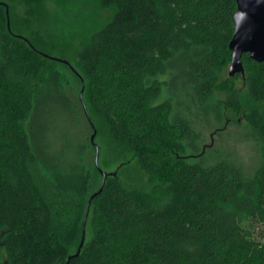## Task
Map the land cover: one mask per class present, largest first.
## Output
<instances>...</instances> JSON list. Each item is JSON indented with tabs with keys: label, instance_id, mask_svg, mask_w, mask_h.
<instances>
[{
	"label": "trees",
	"instance_id": "16d2710c",
	"mask_svg": "<svg viewBox=\"0 0 264 264\" xmlns=\"http://www.w3.org/2000/svg\"><path fill=\"white\" fill-rule=\"evenodd\" d=\"M101 3L116 13L80 70L9 30L0 5V264H264V111L236 101L232 123L218 98L240 80L264 104V62L244 54L245 74L227 73L236 0ZM83 83L86 108L165 189L106 172L77 255L103 181Z\"/></svg>",
	"mask_w": 264,
	"mask_h": 264
},
{
	"label": "rangeland",
	"instance_id": "374dc122",
	"mask_svg": "<svg viewBox=\"0 0 264 264\" xmlns=\"http://www.w3.org/2000/svg\"><path fill=\"white\" fill-rule=\"evenodd\" d=\"M0 5L6 12L9 30L21 33L20 37L24 36L36 42L47 57L69 61L77 70H80L77 58L79 51L116 13L114 6H104L101 0H42L39 3L30 0H0ZM25 80L32 81L29 76H25ZM237 85L235 93L218 94L224 112L232 123L240 120L232 107L236 101L239 102L243 114L254 108L264 111V104L256 105L249 99L240 80ZM87 111L96 129L95 143L100 150L99 166L102 171L117 173L122 185L128 190H138L147 194L153 193L156 189L163 191L165 185L153 184L127 147L116 142L109 131L107 121L93 114L89 107ZM95 174L94 191L99 188L102 181L100 173L96 171ZM89 228L87 240L92 234ZM71 244L75 248V242ZM1 256L5 263L6 254L3 250Z\"/></svg>",
	"mask_w": 264,
	"mask_h": 264
},
{
	"label": "water",
	"instance_id": "95a60500",
	"mask_svg": "<svg viewBox=\"0 0 264 264\" xmlns=\"http://www.w3.org/2000/svg\"><path fill=\"white\" fill-rule=\"evenodd\" d=\"M236 3L237 11L234 14L235 32L230 43V50L232 51L233 56L231 65L229 66V77H234L236 74H245V68L242 61V57L244 54H249L251 59L258 63L264 62V0H236ZM8 27H10L9 22ZM63 62L68 63L67 61ZM84 87L85 85L83 83V89L80 94V99L82 101L87 118L90 121L92 128L94 129V134L92 135L91 140L92 143H94L96 149L95 164L98 170L103 175V181L98 193H95L88 202L85 218L83 221L82 240L77 255L80 254L85 243L86 223L93 198L102 191L106 178L108 176L107 173L102 171L99 166L100 150L95 143V126L92 123L86 105L83 102Z\"/></svg>",
	"mask_w": 264,
	"mask_h": 264
}]
</instances>
